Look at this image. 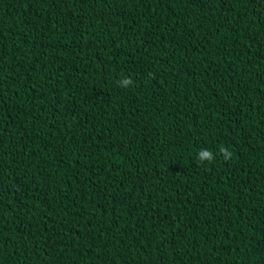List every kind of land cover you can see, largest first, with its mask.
Returning a JSON list of instances; mask_svg holds the SVG:
<instances>
[{"label":"trees","instance_id":"16d2710c","mask_svg":"<svg viewBox=\"0 0 264 264\" xmlns=\"http://www.w3.org/2000/svg\"><path fill=\"white\" fill-rule=\"evenodd\" d=\"M0 264H264V0H0Z\"/></svg>","mask_w":264,"mask_h":264},{"label":"clouds","instance_id":"9594fccd","mask_svg":"<svg viewBox=\"0 0 264 264\" xmlns=\"http://www.w3.org/2000/svg\"><path fill=\"white\" fill-rule=\"evenodd\" d=\"M132 83L133 82L130 79L125 78L120 82V86L127 87ZM220 152L226 161L229 160L232 156V153L226 148H221ZM197 160L199 163L212 162L214 160V155L210 150H202L198 153Z\"/></svg>","mask_w":264,"mask_h":264}]
</instances>
